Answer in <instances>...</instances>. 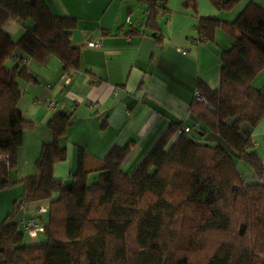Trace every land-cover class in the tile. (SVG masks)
I'll use <instances>...</instances> for the list:
<instances>
[{"label": "trees", "instance_id": "trees-1", "mask_svg": "<svg viewBox=\"0 0 264 264\" xmlns=\"http://www.w3.org/2000/svg\"><path fill=\"white\" fill-rule=\"evenodd\" d=\"M136 1L145 7L147 34L160 43L159 17L169 10L163 0ZM209 1L229 12L243 0ZM184 7L198 14V0H185ZM11 20L31 24L17 42L4 31ZM77 24L54 15L45 0H0V155L9 158L0 160V191L12 186L24 132L34 129L18 105L20 80L35 79L26 66L10 69L6 62L19 50L40 65L55 57L65 73L79 70L81 52L72 44ZM198 27L210 41L221 29L233 43L221 55L219 87L198 83L208 107L191 103L197 128L177 134L182 125L171 124L130 174L124 171L130 145L112 148L93 170L79 148L78 169L66 184L54 177V166L67 159L61 141L73 116L54 115L38 172L18 183L23 194L0 223V264H264V161L253 138L241 133L264 118V87L253 85L264 71V8L251 1L233 22L200 18ZM207 132L225 145L200 142ZM40 201H50L45 216L33 217L44 226L45 242L26 244L14 219Z\"/></svg>", "mask_w": 264, "mask_h": 264}, {"label": "crops", "instance_id": "crops-1", "mask_svg": "<svg viewBox=\"0 0 264 264\" xmlns=\"http://www.w3.org/2000/svg\"><path fill=\"white\" fill-rule=\"evenodd\" d=\"M251 1L264 8V0H243L226 12L218 11L209 0H198L196 14L184 7L185 0H163L161 5L169 12L159 17L162 41L158 43L147 34L145 7L136 0H45L54 15L77 19L72 44L81 52V68L67 74L57 58L50 57L40 65L19 50L6 62L10 69L26 66L35 79L20 80L18 105L34 129L24 132L18 166L10 173L12 186L0 191V223L23 194L18 183L37 174L41 149L53 140L48 121L60 112L73 116V125L61 141L67 159L54 166V177L66 184L72 183L78 169L79 148L91 157L86 168L93 170L96 161L112 148L130 145L132 152L124 164V171L130 174L171 124L194 127L197 120L189 109L196 100L198 83L213 90L219 87L221 55L233 43L221 29L213 41L202 40L199 20L233 22ZM30 26L11 20L4 31L17 42ZM99 40V47L89 46ZM253 85L258 90L264 87V71ZM47 98L55 101L54 110L43 104ZM241 133L253 138L264 161V118L254 128L243 125ZM198 136L203 142V135ZM205 142L219 144L216 138ZM49 203L27 204L14 222L45 216ZM39 209L45 211L39 214ZM32 239L25 238V243L34 244Z\"/></svg>", "mask_w": 264, "mask_h": 264}, {"label": "built area", "instance_id": "built-area-1", "mask_svg": "<svg viewBox=\"0 0 264 264\" xmlns=\"http://www.w3.org/2000/svg\"><path fill=\"white\" fill-rule=\"evenodd\" d=\"M202 40H205L206 37L204 35L201 36ZM101 45V41H96V42H91L89 43V46L97 48ZM184 54L187 53V51L183 52ZM196 100L202 104H204L206 107H208V101L205 99V97L202 95L201 92L197 91L196 93ZM38 104L41 103V101H37ZM43 104L46 105V107H48L49 109L54 110L56 103L54 100L47 98L45 101H43ZM198 124L193 127H187V126H182L179 128V130L177 131V134H191L193 132L194 128H197ZM0 160L2 161H9V158L7 155H0ZM45 210L43 209H39V214L44 212ZM19 227H21V229L31 238H36L38 237V235L40 233L44 232V226L41 222L38 221L37 218H30L27 220H22L20 222H18Z\"/></svg>", "mask_w": 264, "mask_h": 264}, {"label": "rangeland", "instance_id": "rangeland-1", "mask_svg": "<svg viewBox=\"0 0 264 264\" xmlns=\"http://www.w3.org/2000/svg\"><path fill=\"white\" fill-rule=\"evenodd\" d=\"M136 4L139 6V5H141V3H139V2H136ZM204 140H203V142H205V140H210L211 138L213 139V138H216V139H218L219 140V144H222V145H225V143H223V140H222V138L221 137H219V136H217L216 134H214V133H212V132H207V134H206V136H203L202 137ZM240 167H241V169L243 170V173H244V171H245V175H246V177L248 178V179H250V174L251 173H249V167L246 165V164H244V163H242V162H240ZM247 172V173H246ZM97 174H92L91 176H90V183L91 182H93L94 181V177H95V179L97 178ZM42 202H44V201H42ZM16 219V218H15ZM14 219V220H15ZM25 238H26V241L28 240V239H31L28 235H25ZM32 240H34L33 241V243L34 244H38V243H42V242H45V237L43 236V235H39V237L38 238H35V239H32Z\"/></svg>", "mask_w": 264, "mask_h": 264}]
</instances>
